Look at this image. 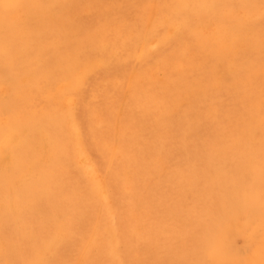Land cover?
<instances>
[{"label":"rangeland","instance_id":"374dc122","mask_svg":"<svg viewBox=\"0 0 264 264\" xmlns=\"http://www.w3.org/2000/svg\"><path fill=\"white\" fill-rule=\"evenodd\" d=\"M2 1L4 47L12 20ZM17 1L12 14L20 19L14 21L18 31L32 34L11 45L17 57L50 61L51 54L64 56L68 43L67 54L75 51L77 41L104 50L84 56L81 48L61 77L48 67L18 85V75L0 77V264H264V222L247 199L231 203L242 158L234 135L242 133L240 140L253 151L264 146V117L255 118L262 127L243 117L253 88L264 100V0H232L183 18L172 15L164 0H58L51 21L67 18L65 40L42 23L30 26L29 10L40 0ZM31 41L42 46L39 55L24 48ZM3 54L0 72L6 69ZM208 161L215 170L205 174ZM222 162L227 168L221 175ZM195 180L196 194L189 190ZM252 195L264 205V188ZM211 226L220 227L228 252L217 258L214 250L208 263L194 248Z\"/></svg>","mask_w":264,"mask_h":264},{"label":"bare ground","instance_id":"6f19581e","mask_svg":"<svg viewBox=\"0 0 264 264\" xmlns=\"http://www.w3.org/2000/svg\"><path fill=\"white\" fill-rule=\"evenodd\" d=\"M75 1H77V2H79V3H81V2H83L84 0H75ZM169 2H167V1H163V4L165 5V6H167V4H168V8L170 9V11H171V13H172V15H174L176 18H183L184 17V15H188V14H190V13H193V14H198V13H200L201 11H202V9H206V10H211V9H223V7L222 6H225V5H227L229 2H231L232 0H168ZM57 2H58V0H40V2H39V4H38V6L35 8V9H33V10H29V16L31 17L30 18V22H29V24H30V26L34 29L35 28V25L36 26H40L41 25V23L44 25V27H45V29H46V31L49 33V34H51V35H54V36H56V35H59V36H63V39L65 40L66 38L67 39H69V37H68V35L66 34V33H64V24H65V19H67L66 17H64L63 19H62V17H60V18H57L58 19V21H56L55 22V20H53V21H51V19L53 18V14H54V12H55V8H56V6H57ZM2 5H15L14 7H8V8H6V10H5V12H4V15L7 13L8 15H7V17L8 18H10L12 21H9V23H7L6 24V26H5V30H6V28H9V29H7L6 30V36H9V35H11V37H10V39L8 40V43L7 44H5V46L3 47L2 45V43H4L3 41H0V51L2 52V53H4L3 55H2V57H5V59H4V64L6 65V69H4L2 72H0V77H2V78H9V77H12V75H14L15 74V76L17 77V75H18V77L16 78L17 79V81H16V84L18 85L19 83H21L25 78H28V79H32L33 77L32 76H37V75H39L38 73H36V72H39V71H43L44 69H46V67H48L49 68V71H51V74H54V75H58V77H61V76H64L65 75V72H69L70 71V69L71 68H73L74 67V65H73V59H75L76 58V56H77V53L79 52V50L81 49V48H83V51H85L84 52V56L86 55V53H97V52H100V54H103V50H104V47H102V49H100V48H98L97 46H95V44H96V42H93V43H90L89 45L91 46L89 49H87L86 48V44L85 43H83V42H78L77 41V43H76V45H77V48L75 49V51H73V52H69L68 54H67V52L69 51V49H70V43H68L63 49H64V51H65V55L64 56H58L56 53H54V54H51V55H49V60L50 61H43V60H37V59H35L33 62H29V60H28V57L27 56H22V55H20L19 57H17L16 55H15V50H12L13 49V47L15 46V43H16V41H18L19 40V43H20V41L23 39V40H26L27 39V37H28V34L30 33V32H28L25 36H21V34H20V32L18 31V26H19V23H18V21H16V22H14L15 21V18L17 19V20H20L19 19V17H15L14 18V16H13V14H12V9L13 8H15L16 6H18V4H19V2L17 1V0H3L2 2ZM241 4H242V6H244V7H247L248 6V3H247V1L246 2H244V1H242L241 2ZM39 6H40V10H39ZM75 10V9H74ZM68 13V12H67ZM72 15V14H71ZM227 17H228V15H226ZM249 17H251V16H249ZM3 18H5V17H1V19H3ZM23 18V17H22ZM233 18V17H232ZM252 18H253V16H252ZM235 19H237L236 18V16H235ZM239 19V18H238ZM244 19V18H243ZM259 19V18H258ZM152 20V19H151ZM151 20H150V22H151ZM254 20V19H253ZM236 21V20H235ZM238 21V20H237ZM239 22H241V20H239ZM0 23H2V22H0ZM51 25V26H50ZM229 30V29H228ZM234 30V29H233ZM31 34V33H30ZM172 34V33H171ZM263 34V33H262ZM32 35V34H31ZM258 37H260V35L258 36ZM1 40V39H0ZM161 41V40H160ZM145 42V41H144ZM87 43V42H86ZM11 45H14V46H11ZM24 48H27L28 50H32L31 52H33V51H38V55H39V52L40 51H42V46L40 45V43H36V42H34V41H31V42H28L25 46H24ZM106 50V49H105ZM111 53V52H110ZM218 54V53H217ZM113 55V54H112ZM115 56V55H114ZM171 56V55H170ZM41 58V57H40ZM113 60V59H112ZM233 60V59H232ZM218 63V60L217 61H215L214 63ZM223 62V61H222ZM255 62V61H254ZM96 63H100V62H96ZM172 63V62H171ZM213 63V62H212ZM224 63V62H223ZM256 63V62H255ZM33 64H39V66L38 65H33ZM93 64V63H92ZM94 64H95V62H94ZM219 64V63H218ZM210 65V64H209ZM212 65V64H211ZM221 65V64H220ZM256 65V64H255ZM34 67V70H31V69H28V67ZM226 66H227V64H226ZM98 67V66H97ZM103 67H105V66H103ZM207 67H208V65H207ZM214 66H212V68H213ZM204 69H205V67H204ZM209 69H210V67H209ZM216 69H218V68H216ZM215 69V70H216ZM223 70V69H222ZM234 70H236V69H234ZM243 70V69H242ZM180 71V70H179ZM207 71V70H206ZM214 71V70H213ZM221 71V70H220ZM229 71V70H228ZM239 71V70H238ZM203 72V71H202ZM212 72V71H211ZM210 72V73H211ZM234 72V71H233ZM232 72V73H233ZM240 72V71H239ZM242 72V71H241ZM241 72L239 73V74H241ZM256 73H258V71H255ZM228 73V72H227ZM202 74V73H201ZM223 74V73H222ZM244 74H245V72H244ZM205 75V74H204ZM254 75V74H253ZM252 75V73H251V77L253 76ZM129 76V75H128ZM153 76V75H152ZM211 76H212V74H211ZM215 76V75H214ZM213 76V77H214ZM233 76V75H232ZM235 76V75H234ZM240 76V75H239ZM238 76V77H239ZM245 76V75H244ZM197 77V76H196ZM206 77V76H205ZM221 76H219V78H220ZM228 77V76H227ZM248 77V76H247ZM12 78H15V77H12ZM194 78V77H193ZM200 78V77H199ZM222 78V77H221ZM236 78V77H235ZM182 79V78H181ZM189 79V78H188ZM198 79V78H197ZM209 79V78H208ZM231 79V78H230ZM247 79V78H246ZM216 80V79H215ZM218 80V79H217ZM222 80H224V79H222ZM228 81H230L229 79H227ZM251 80V79H250ZM256 80H259L258 79V75L257 76H255V78L253 79V82H256ZM189 82H190V80H188ZM187 81V82H188ZM195 81H196V79H195ZM199 81V80H198ZM197 81V82H198ZM212 81V80H211ZM249 81V80H248ZM192 82V81H191ZM206 82V81H205ZM227 82V81H226ZM245 82H247V81H245ZM244 82V83H245ZM85 83V82H84ZM132 83V82H131ZM181 83H182V81H181ZM201 83L202 82H200V85H201ZM221 83V82H220ZM219 83V84H220ZM229 83V82H228ZM247 83H249V82H247ZM15 84V85H16ZM192 84V83H191ZM203 84V83H202ZM216 84V83H215ZM214 84V85H215ZM218 84V83H217ZM241 84V83H240ZM243 84V83H242ZM101 85V84H100ZM147 85V84H146ZM183 85V84H182ZM186 85H187V83H186ZM223 84H221V86H222ZM231 85V84H230ZM230 85H228V86H230ZM248 85V84H247ZM247 85H246V87H247ZM258 85V84H257ZM256 84H255V87L257 86ZM209 86V85H208ZM217 86V85H216ZM241 86V85H240ZM239 86V87H240ZM242 86H244V85H242ZM138 87V86H137ZM156 87V86H155ZM198 87V86H197ZM238 87V86H237ZM252 87V84L250 85V88ZM259 87V86H258ZM139 88V87H138ZM178 88V86L176 87V89ZM190 88V87H189ZM194 88H196L195 86H194ZM199 88V87H198ZM206 88H208V87H205L204 89H206ZM211 88H212V86H211ZM217 88V87H216ZM215 88V89H216ZM250 88H249V90H250ZM105 89V88H104ZM113 89V88H112ZM179 89V88H178ZM177 89V90H178ZM193 89V88H192ZM197 89V88H196ZM220 89H221V87H220ZM227 89V88H226ZM238 89V88H237ZM106 90V89H105ZM203 90V89H202ZM245 90V89H244ZM246 90H248V89H246ZM258 90V89H257ZM260 90V89H259ZM180 91V93H181V90H179ZM184 91V90H183ZM191 90H189V92H190ZM193 91V90H192ZM197 91V90H196ZM217 91V90H216ZM219 91V90H218ZM255 88H253V96H249V95H246V98H247V96H249L248 98H247V100H248V105H249V110L250 111H244L243 112V117H244V119L246 118V119H249L250 121H251V125H254V127H256V126H261L262 124H263V122H262V120L261 119H255L257 116H263L264 117V100H262L260 97L261 96H258L257 95V92L255 91ZM121 92V91H120ZM199 92V91H198ZM197 92V93H198ZM247 92H249V91H247ZM252 92V91H251ZM99 93V92H98ZM128 93V92H127ZM200 93H202V91L200 92ZM207 93H208V91H207ZM212 93V92H211ZM213 93H215V90H214V92ZM218 93V92H217ZM101 94V93H100ZM129 94V93H128ZM144 95H145V93H143ZM147 94V93H146ZM150 94V93H149ZM175 94H176V92H175ZM179 94V93H178ZM191 94V93H190ZM205 94V93H204ZM260 94V93H259ZM90 95H92V94H90ZM141 95V94H140ZM148 95V94H147ZM146 95V96H147ZM195 95V94H194ZM193 94H192V96H194ZM243 95V94H242ZM98 96H99V94H98ZM187 97H188V95H186ZM94 97H96V95L94 96ZM180 97V96H179ZM199 97V96H198ZM197 97V98H198ZM245 97V96H244ZM137 98V97H136ZM190 98V97H189ZM195 99V101L196 100H199V99ZM204 98H205V96H204ZM203 98V99H204ZM214 98V97H213ZM263 98V97H262ZM130 99H133V98H130ZM135 99V98H134ZM182 99V98H181ZM202 99V100H203ZM96 100V99H95ZM95 100H94V102H95ZM138 100V99H137ZM136 100V101H137ZM139 100H140V98H139ZM138 100V101H139ZM147 100V99H146ZM92 101V100H91ZM144 101V100H143ZM152 101V100H151ZM194 101V102H195ZM201 101V100H200ZM199 101V102H200ZM244 101H245V99H244ZM192 102V101H191ZM212 102V101H211ZM214 102H216V100L214 101ZM141 103V102H140ZM139 104V103H138ZM196 104H198V102L196 103ZM201 104H203V103H201ZM208 104V103H207ZM213 104V103H212ZM211 104V105H212ZM246 104V103H245ZM126 105V104H125ZM134 105V104H133ZM140 105V104H139ZM138 105V106H139ZM147 105V104H146ZM155 105V104H154ZM200 105V104H199ZM210 105V106H211ZM222 105V104H221ZM131 106V105H130ZM136 106V105H135ZM134 106V107H135ZM137 106V107H138ZM141 106H143V105H141ZM152 106H153V104H152ZM151 106V107H152ZM202 106V105H201ZM201 106H198V107H201ZM222 106H224V105H222ZM140 107V106H139ZM147 107V106H146ZM205 107V106H204ZM220 108H221V106H219ZM242 107V106H241ZM263 107V108H262ZM128 108V107H127ZM150 108V107H149ZM211 108V107H210ZM219 108V109H220ZM105 109H106V107H105ZM141 109V108H140ZM143 109V108H142ZM205 109H206V107H205ZM208 109V108H207ZM214 109V108H213ZM223 109V108H222ZM254 109H256V110H258V112L256 111V110H254ZM1 110V109H0ZM147 110V109H146ZM200 110V109H199ZM198 110V111H199ZM224 110V109H223ZM227 110H229L228 108L227 109H225V111L227 112ZM153 111H154V109H153ZM217 110H215V112H216ZM221 111V110H220ZM129 112V111H128ZM142 112V111H141ZM152 112V111H151ZM155 112V111H154ZM159 112V111H158ZM196 112V111H195ZM223 112V111H222ZM229 112V111H228ZM259 112H261L262 114L261 115H259ZM103 113V112H102ZM105 113V112H104ZM210 113H212V112H210ZM210 113H208V114H210ZM230 113V112H229ZM160 114V113H159ZM203 114V113H202ZM127 115V114H126ZM200 115H201V113H200ZM218 115V114H217ZM232 115H233V113H232ZM5 116V115H4ZM7 116V115H6ZM5 116V118H7ZM10 116H11V114H10ZM128 116V115H127ZM126 116V117H127ZM130 116V115H129ZM222 116V115H221ZM230 116V115H229ZM235 116V115H234ZM197 117H199V116H197ZM196 117V118H197ZM238 117H239V115H238ZM90 118L92 119V117L90 116ZM9 119H10V117H9ZM21 119V118H20ZM136 119V118H135ZM207 119V118H206ZM214 119V118H213ZM212 119V120H213ZM221 119V118H220ZM239 119V118H238ZM24 120H25V118H24ZM28 120V119H27ZM130 120V119H129ZM219 120V119H218ZM6 121V120H5ZM89 121V120H88ZM123 121H124V119H123ZM154 121V120H153ZM227 121H229V120H227ZM226 121V122H227ZM7 122V121H6ZM31 122V121H30ZM38 122V121H37ZM36 122V123H37ZM127 122H128V120H127ZM130 122V121H129ZM128 122V123H129ZM198 122V121H197ZM210 122V121H209ZM213 122V121H212ZM238 122H241V121H239L238 120ZM243 122V121H242ZM10 123V122H9ZM39 123V122H38ZM128 123H126V124H128ZM131 123V122H130ZM201 123V122H200ZM12 124V122L10 123V125ZM22 124V123H21ZM35 124V123H34ZM91 124V123H90ZM209 124V123H208ZM216 124H218V123H216ZM227 124V123H226ZM229 124V123H228ZM231 124V123H230ZM246 124V123H245ZM5 125V124H4ZM9 125V126H10ZM13 125V124H12ZM29 125V124H28ZM36 125V124H35ZM7 126H8V124H7ZM7 126H5V127H7ZM16 126H18L19 127V125H16ZM75 126V125H74ZM221 126V125H220ZM15 127V126H14ZM13 127V128H14ZM32 127V129H33V127L34 126H31ZM128 127H132V125L131 126H128ZM154 127V126H153ZM246 127V129H247V126H245ZM262 127V126H261ZM65 128V127H64ZM104 128V127H103ZM225 128V127H224ZM5 129V128H4ZM20 129V128H19ZM37 128H35V130H36ZM195 129V128H194ZM250 129H251V127H250ZM27 130V129H26ZM259 130V129H258ZM6 131V130H5ZM30 131V130H29ZM32 131V130H31ZM63 131V130H62ZM70 131H71V129H70ZM75 131V130H74ZM73 131V132H74ZM137 132H138V130H136ZM136 131H134V133L136 132ZM144 131V130H143ZM146 131V130H145ZM144 131V132H145ZM249 130H245V129H243V132L245 133H247ZM259 131H261V130H259ZM19 132H22V131H19ZM24 132V131H23ZM69 132V131H68ZM140 132H142V130L140 131ZM220 132V131H219ZM263 132V131H262ZM62 133V132H61ZM129 133V132H128ZM131 133V132H130ZM153 133H156V131L155 132H153ZM203 133V132H202ZM221 133V132H220ZM20 134V133H19ZM26 134V133H25ZM37 134V133H36ZM100 134V133H99ZM132 134V133H131ZM138 134V133H137ZM148 134H149V132H148ZM151 134L152 133H150L149 135L151 136ZM210 134V133H209ZM262 134V133H261ZM16 135V134H15ZM30 135V134H29ZM29 135H27V136H29ZM34 135V134H33ZM73 135V134H72ZM126 135V134H125ZM125 135H123V136H125ZM128 135V134H127ZM214 135V134H213ZM215 135H217V134H215ZM214 135V136H215ZM242 135V133H237L236 135H234V136H238V137H233L234 139V141H233V143H240L241 144V146H240V150H241V155H242V158L241 159H239L238 160V164H237V169L235 170V172H236V179H235V181H236V184H237V186H238V189H236L235 190V193H234V195H236L235 197H232V200H231V203L233 204V203H235V201H233L234 200V198L237 200V198L238 197H241V198H244V200L245 199H247L246 201H245V203H246V205H248L250 208H251V210H252V212H255V214H256V216H257V219L259 220V221H261V222H264V205H259L258 206V204L254 201V199H253V192H255V191H257L258 189H260V188H264V146L263 145H261L260 147H257L256 149H255V151H253V149H250L247 145H248V143L246 142V141H241L240 140V138L242 137L241 136ZM248 135V134H247ZM262 135H264V134H262ZM14 136V135H13ZM64 136V135H63ZM99 136V135H98ZM136 136V135H135ZM139 136V135H138ZM218 136H220V135H218ZM223 136H224V134H223ZM232 136V135H231ZM251 136V135H250ZM126 137V136H125ZM132 137V136H131ZM152 137V136H151ZM245 137V136H244ZM256 137H257V134H256ZM14 138V137H13ZM28 138V137H27ZM54 138V137H53ZM65 138V137H64ZM195 138V137H194ZM203 138V137H202ZM205 138V137H204ZM203 138V139H204ZM219 138V137H218ZM243 138V137H242ZM257 138H259V137H257ZM25 139V138H24ZM55 139H57V138H55ZM97 139V138H96ZM95 139V140H96ZM126 139V138H125ZM180 139V138H179ZM214 139V138H213ZM256 139V138H255ZM3 141H4V139H2ZM59 140V139H58ZM216 140V139H215ZM224 140V139H223ZM26 141V140H25ZM94 141V140H93ZM126 141V140H125ZM225 141V140H224ZM2 142V141H1ZM21 142V141H20ZM23 142V141H22ZM22 142H21V144H22ZM130 142V141H129ZM136 142V141H135ZM207 142V141H206ZM218 142H220V141H218ZM217 142V143H218ZM27 143V142H26ZM32 143V142H31ZM123 143V142H122ZM199 143H200V139H199ZM255 143V142H254ZM11 144V143H10ZM15 144V143H14ZM18 144V143H17ZM24 144V143H23ZM74 144V143H73ZM131 144V143H130ZM151 144V143H150ZM8 145V144H7ZM26 145V144H25ZM206 145V144H205ZM219 145V144H218ZM233 145V144H232ZM26 146H28V145H26ZM42 146V145H41ZM75 146V145H74ZM132 146V145H131ZM216 146V145H215ZM8 147H9V145H8ZM15 147H17V146H15ZM30 147V146H29ZM32 147V146H31ZM34 147H36V146H34ZM127 147V146H126ZM205 147V146H204ZM232 147V146H231ZM10 148V147H9ZM13 148V147H12ZM144 148H145V146H144ZM218 148V147H217ZM221 148V147H220ZM3 149V148H2ZM21 149V148H20ZM219 149V148H218ZM223 149V148H222ZM39 150V149H38ZM72 152H73V150H71ZM221 151V150H220ZM37 152V151H36ZM70 152V151H69ZM148 152V151H147ZM160 152V151H159ZM12 153V152H11ZM49 153V152H48ZM47 153V154H48ZM1 154H3L2 152H1ZM34 154V153H33ZM44 154H46V153H44ZM49 155V154H48ZM64 155V154H63ZM68 155V154H67ZM22 156V155H21ZM29 156V155H28ZM36 156V155H35ZM130 156V155H129ZM3 157V156H2ZM15 157V156H14ZM27 157V156H26ZM33 157V156H32ZM31 157V158H32ZM209 158H212L211 156H208ZM29 158V157H28ZM16 159V158H15ZM52 159V158H51ZM59 159H61V158H59ZM68 161V160H67ZM14 162V161H13ZM17 162V161H16ZM15 162V163H16ZM26 162V161H25ZM4 163H5V161H4ZM51 163V162H50ZM20 164H22V166H23V164L24 163H20ZM14 165H16V164H14ZM13 165V166H14ZM39 165V164H38ZM17 166V165H16ZM15 166V167H16ZM215 164H213V163H211L210 161H208L206 164H205V166L203 167V169H202V171H203V173H205V174H210V172H212V171H214L215 170ZM3 167V166H2ZM20 165H19V171H21L20 170ZM26 167V166H25ZM49 168V167H48ZM57 168V167H56ZM55 167H54V169H56ZM75 168V167H74ZM226 168H227V165L226 164H223V162H222V164H221V167H220V169L218 170V172H219V174H224L225 173V171H226ZM22 169H24V168H22ZM42 169V168H41ZM53 169V168H52ZM53 169V170H54ZM59 169V168H58ZM63 169V168H62ZM11 170V169H10ZM44 170V169H43ZM65 170V169H64ZM72 170H74V169H72ZM26 171V170H25ZM56 171H58V170H56ZM55 171V172H56ZM61 171V170H60ZM66 171V170H65ZM68 171V170H67ZM66 171V172H67ZM70 171V170H69ZM4 172V171H3ZM6 172V171H5ZM53 172V171H52ZM74 172V171H73ZM8 173V172H7ZM18 173H20V172H18V170H17V175H18ZM48 173V172H47ZM71 174V173H70ZM75 174V173H74ZM68 175V174H67ZM13 177H14V175H12ZM39 176H40V174H39ZM55 176V175H54ZM54 176L52 177L53 179H54ZM59 175H57V177H58ZM65 176V175H64ZM10 177V176H9ZM12 177V178H13ZM43 177V176H42ZM61 177V176H60ZM82 177V176H81ZM198 177V182L200 181V176L198 175L197 176ZM16 178V177H15ZM39 178V177H38ZM41 178V177H40ZM49 178V177H48ZM65 178H66V176H65ZM9 179V178H8ZM7 178H6V180H8ZM45 179V178H44ZM44 179H43V181H44ZM75 179V178H74ZM125 179V178H124ZM10 180H11V178H10ZM40 179H38L37 180V182L36 183H38V181H39ZM42 180V179H41ZM46 180V179H45ZM49 180V179H48ZM67 181V180H66ZM69 181V180H68ZM56 182V181H55ZM54 182V183H55ZM65 182V181H64ZM109 182V181H108ZM125 182V181H124ZM196 180H195V182L194 183H192V184H190V186H189V190L190 191H192L193 193H195V191L197 190V188H198V186H199V184L200 183H198ZM31 183H33V182H31ZM35 183V182H34ZM43 183V182H42ZM52 183V182H51ZM66 183V182H65ZM112 183V182H111ZM11 184V183H10ZM67 184V183H66ZM31 185H33V184H31ZM39 185V184H38ZM45 185H46V183H45ZM54 185V184H53ZM73 185V184H72ZM75 185V184H74ZM112 185V184H111ZM123 185V184H122ZM40 186H43V185H40ZM57 186V185H56ZM58 186H60V185H58ZM93 186V185H92ZM142 186V185H141ZM1 187V186H0ZM24 187V186H23ZM27 187V186H26ZM68 188H69V186H67ZM72 187V186H71ZM77 186H75V188H76ZM82 187V186H81ZM87 187V186H86ZM89 187V186H88ZM114 187V186H113ZM47 188V187H46ZM84 188V187H83ZM27 189H29V188H27ZM33 189H35V188H33ZM51 189V187L49 188V189H47V190H50ZM72 189V188H71ZM94 189V188H93ZM123 189V188H122ZM129 189V188H128ZM46 190V189H45ZM69 190V189H68ZM67 190V191H68ZM148 190V189H147ZM24 191V190H23ZM22 191V192H23ZM76 191V190H75ZM81 191V190H80ZM118 191V190H117ZM124 191H126V190H124ZM139 191V190H138ZM19 192H20V190H19ZM25 192V191H24ZM27 192H29V190H27ZM47 192V191H46ZM69 192H72V191H69ZM102 192V191H101ZM148 192V191H147ZM154 192V191H153ZM32 193V192H31ZM48 193H50V192H48ZM74 193V192H73ZM27 194V193H26ZM29 194V193H28ZM76 194V193H75ZM99 194H100V192H99ZM196 194V193H195ZM194 194V195H195ZM96 195V194H95ZM154 195V194H153ZM165 195H167V194H165ZM156 196V195H155ZM154 196V197H155ZM21 197H22V195H21ZM25 197H26V195H25ZM24 197V198H25ZM101 197V196H100ZM115 197V196H114ZM139 197V196H138ZM137 198V197H136ZM15 199V198H14ZM96 199V198H95ZM103 199V198H102ZM117 199V198H116ZM239 199V198H238ZM81 200V199H80ZM98 200H99V197H98ZM118 200V199H117ZM156 200H159V199H156ZM166 200V199H165ZM183 200V199H182ZM100 202H101V200H100ZM174 202V201H173ZM13 203V202H12ZM103 203V202H102ZM231 203H229V204H231ZM80 204V203H79ZM105 204V203H104ZM170 204H171V202H170ZM101 205V204H100ZM116 205H119V204H116ZM169 205V204H168ZM11 206V205H10ZM80 206H82V205H80ZM136 206H137V204H136ZM161 207H163V206H161ZM167 207V206H166ZM84 208V207H83ZM11 209V208H10ZM85 209V208H84ZM137 209V208H136ZM100 210V209H99ZM103 211H104V209H102ZM238 211L237 212H239V214H241V213H243L244 212V210L243 211H241V209H237ZM118 211V210H117ZM116 211V212H117ZM171 211V210H170ZM130 212H133V211H130ZM129 213V212H128ZM136 213V212H135ZM170 213V212H169ZM17 214V213H16ZM15 214V215H16ZM19 214V213H18ZM119 214V213H118ZM131 214H133V213H131ZM84 215V214H83ZM86 216V215H85ZM121 216V215H120ZM16 217V216H15ZM131 218V217H130ZM202 218V216L200 215V214H198V217H197V220H196V222H198L200 219ZM15 220H16V218H15ZM90 221V220H89ZM97 221H98V219H97ZM110 221V220H109ZM4 223V222H3ZM98 223V222H97ZM153 223V222H152ZM91 224H93V223H91ZM113 224V223H112ZM8 225V224H7ZM101 225V224H100ZM109 225V224H108ZM15 228V227H14ZM104 230H106V229H104ZM224 232H226V231H224ZM220 233H221V229H220V227H218V226H211V227H209L207 230H205V231H203V233H202V240H203V243L200 245V246H197V247H195L194 248V251H195V253L196 254H198V255H202V256H206V260H207V262L208 263H212V262H214V258L215 257H219V255L221 254V253H223V252H225V253H227L228 252V249H227V245L226 244H224V245H222L223 243L221 242V239H220V237H221V235H220ZM221 242V243H220ZM40 247V246H39ZM38 247V248H39ZM30 248V247H29ZM41 248V247H40ZM45 248V247H44ZM33 250V249H32ZM35 250V249H34ZM214 250H217L218 252H217V254H216V256L213 258V256H212V254L213 253H215V251ZM223 250V251H222ZM43 251H44V249H43ZM37 252V251H36ZM45 252V251H44ZM43 252V253H44ZM49 252V251H48ZM199 252V253H198ZM39 253V252H38ZM37 253V254H38ZM42 255V254H41ZM42 257V256H41ZM135 259V258H134ZM41 261V260H40ZM39 261V262H40ZM83 261V260H82ZM81 261V262H82ZM38 263V262H37ZM66 263V262H65ZM91 263V262H90ZM42 264V263H41ZM62 264V263H61ZM64 264V263H63ZM82 264V263H81ZM224 264H226V262H224Z\"/></svg>","mask_w":264,"mask_h":264},{"label":"snow or ice","instance_id":"6c2138e0","mask_svg":"<svg viewBox=\"0 0 264 264\" xmlns=\"http://www.w3.org/2000/svg\"><path fill=\"white\" fill-rule=\"evenodd\" d=\"M15 5H5L4 7L8 8V7H14Z\"/></svg>","mask_w":264,"mask_h":264}]
</instances>
